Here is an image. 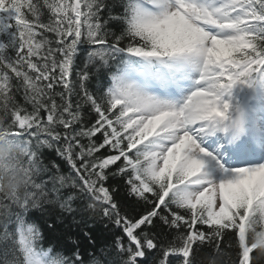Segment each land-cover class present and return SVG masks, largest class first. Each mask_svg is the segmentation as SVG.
I'll use <instances>...</instances> for the list:
<instances>
[{
    "label": "snow or ice",
    "instance_id": "1",
    "mask_svg": "<svg viewBox=\"0 0 264 264\" xmlns=\"http://www.w3.org/2000/svg\"><path fill=\"white\" fill-rule=\"evenodd\" d=\"M0 143V264H252L264 0H0Z\"/></svg>",
    "mask_w": 264,
    "mask_h": 264
},
{
    "label": "trees",
    "instance_id": "2",
    "mask_svg": "<svg viewBox=\"0 0 264 264\" xmlns=\"http://www.w3.org/2000/svg\"><path fill=\"white\" fill-rule=\"evenodd\" d=\"M2 147L7 149V151L13 155H20L23 158V155L18 148H15L12 152V146L0 143V148ZM48 155L59 161V157H56L54 153H50ZM0 164H7L12 168V171L7 173L0 171V182L22 177V173L18 170L17 166L13 164V162L6 160V162ZM35 215L39 216L40 213L37 211ZM97 237L100 240L108 237V243H111L110 234L105 232L102 226H97ZM253 247L254 250L250 253L252 264H264V249L256 245H253ZM234 258V253L228 247L227 240L221 242L219 247H216L215 245H204L203 247L198 248L194 247V251L189 257V259L193 261V264H231V260Z\"/></svg>",
    "mask_w": 264,
    "mask_h": 264
},
{
    "label": "clouds",
    "instance_id": "3",
    "mask_svg": "<svg viewBox=\"0 0 264 264\" xmlns=\"http://www.w3.org/2000/svg\"><path fill=\"white\" fill-rule=\"evenodd\" d=\"M11 182L14 184L17 191L23 189V178L22 177H17L15 178L14 181H11ZM9 183H10V180L4 181L3 182L4 187L0 189V191H5V192L9 191L10 190L8 187Z\"/></svg>",
    "mask_w": 264,
    "mask_h": 264
}]
</instances>
